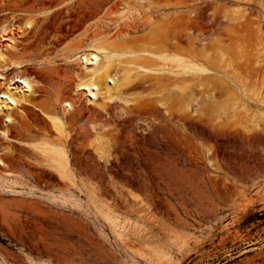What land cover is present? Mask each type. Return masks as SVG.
I'll return each mask as SVG.
<instances>
[{
    "label": "rangeland",
    "instance_id": "1",
    "mask_svg": "<svg viewBox=\"0 0 264 264\" xmlns=\"http://www.w3.org/2000/svg\"><path fill=\"white\" fill-rule=\"evenodd\" d=\"M143 52L214 83H175L188 106L168 71L78 87ZM0 56V264H264V0H0Z\"/></svg>",
    "mask_w": 264,
    "mask_h": 264
},
{
    "label": "bare ground",
    "instance_id": "2",
    "mask_svg": "<svg viewBox=\"0 0 264 264\" xmlns=\"http://www.w3.org/2000/svg\"><path fill=\"white\" fill-rule=\"evenodd\" d=\"M187 41H189V45L190 46H194L195 44V40L193 39V37L191 36H187L186 37ZM96 51H101L100 49H94ZM190 54H191V58L193 61H195V57H196V50H189ZM117 53V52H116ZM200 54V58L204 59L205 61H207V63L213 64V60L211 59V57L209 55H206L205 53L202 52V50H199L198 52ZM119 54V53H118ZM151 52H143L142 55H134L132 56V58L129 60H117L114 63H117V66L119 65H126V64H130V62H135L140 60V63H144L145 65H141L139 68V70L134 71V73H131L130 70L126 71L123 75H122V81H117L116 78L113 76L111 78L110 76V72L109 69L112 67V64H105L103 65L101 68L93 70L92 74H84L83 77H81V80L78 84V87H86L88 89V93L87 95H90L91 97H96L97 95L102 96L103 100L105 101H109L111 99H113V97L116 98H121L120 95V90L122 89V87L124 85H128L131 82H133L135 79L137 78H142L141 80H144L148 75V72L153 71V70H160V71H168V73H172V74H176L175 76L169 75L168 79L169 81H171V84L166 85V87L168 88H173L171 89V94L170 96H178L179 92H183V96H182V101L184 102V104L186 103V105L188 106L189 103L192 100H196L193 92L190 88H187L186 86H182V88L178 85H176L175 83H179V82H185L188 83V81L190 80H196V87L198 88L199 86H201L202 84H206L205 86H211L214 83L213 78H206V74L209 72V68L215 66L214 64L211 67H203L201 65L198 64H193V62L191 61H187L184 60L182 58H179L177 56L174 55H167V54H163L161 55L160 53H155L154 57L156 58H151L150 57ZM89 57L92 58H88V57H84L83 59V64H84V68L85 71L89 70L88 65L91 64L90 60H93V63L96 64L97 62V57L94 54H90ZM2 59V57L0 56V60ZM159 61H170V62H176L177 63V68H180L178 71H173L171 68L169 69H165V67H161L159 66ZM115 66V67H117ZM159 66V67H157ZM157 68V69H155ZM126 70V69H124ZM142 70V71H140ZM144 73V75H143ZM179 74L185 75V74H189V77L184 78L183 76L178 77ZM88 75V76H87ZM143 75V76H142ZM88 77V79H87ZM111 78V81H113L114 86L113 88L109 87L107 85V80ZM175 78V79H174ZM28 88V87H27ZM91 90H94L95 92H92ZM179 90V91H178ZM178 91V92H177ZM27 92V91H26ZM205 93H207V95L205 97H203L205 102H211L213 99V95L209 94L207 91H204ZM8 94V97L10 98V101L12 104H15V106L18 105L19 101H26V97H27V93L24 94H19V96H15L13 94ZM3 108L5 110V116H6V120L10 118L11 116V110L12 107L10 105H7L6 102H3ZM10 104V103H9ZM68 103H65L64 107H68ZM51 123H52V128L53 130L57 133V134H62V127L60 125V121L58 116L56 115V113H53V116L50 117ZM43 148H46L48 150H50L51 152H53V148L54 144L51 142H46V141H42L41 143H39ZM56 145V144H55ZM58 149V148H57ZM50 154V153H49ZM53 159H57L58 160V165L59 167H62V164L64 163V156L63 154L58 150H55L51 156ZM54 161V160H53ZM55 162V161H54Z\"/></svg>",
    "mask_w": 264,
    "mask_h": 264
}]
</instances>
